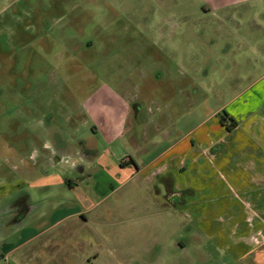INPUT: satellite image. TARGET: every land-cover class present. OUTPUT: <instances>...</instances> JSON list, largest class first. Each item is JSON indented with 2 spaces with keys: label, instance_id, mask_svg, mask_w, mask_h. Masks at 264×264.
Returning a JSON list of instances; mask_svg holds the SVG:
<instances>
[{
  "label": "crops",
  "instance_id": "obj_1",
  "mask_svg": "<svg viewBox=\"0 0 264 264\" xmlns=\"http://www.w3.org/2000/svg\"><path fill=\"white\" fill-rule=\"evenodd\" d=\"M2 1L0 10L8 2ZM233 2L236 33L223 44L234 53L229 70L236 71L235 82L214 108L202 112L200 80H185L175 96L170 88L136 87L130 93L104 85L84 97L82 113L72 110L67 135L43 127L30 136L41 140L40 146L27 153L25 135L20 137L13 174L0 168V261L90 262L99 239L104 245L113 240L121 223L128 228L122 229L127 239L132 227L141 229L140 245L128 249L147 251L169 227L170 250L214 245L235 260L253 251L259 263L264 252V0ZM243 20H250L252 31H244L249 28L242 27ZM248 56L252 63L244 65ZM223 113L226 123L232 118L235 125L221 124Z\"/></svg>",
  "mask_w": 264,
  "mask_h": 264
},
{
  "label": "rangeland",
  "instance_id": "obj_2",
  "mask_svg": "<svg viewBox=\"0 0 264 264\" xmlns=\"http://www.w3.org/2000/svg\"><path fill=\"white\" fill-rule=\"evenodd\" d=\"M234 4L233 0L226 5L223 0H8L0 10V168L13 174L10 166L19 162L15 148L23 135L26 153L40 146L41 140L30 136L43 127L67 135L72 110L82 113L84 97L104 85L130 93L136 87L170 88L175 96L185 80H200L202 112L214 108L235 82L236 71L229 70L234 53L226 52L223 44L236 33ZM249 21H242V27L249 28L246 32L252 31ZM249 59L244 65L247 60L252 63ZM124 228L128 229L116 224L115 236L109 232L114 239L106 245L99 239L90 262L81 264H255L253 251L235 260L214 245L170 250L165 240L173 230L169 227L164 228L162 242L152 243L147 251L128 249L126 245H140L136 237L141 229L132 227L127 239ZM257 259V264H264V252Z\"/></svg>",
  "mask_w": 264,
  "mask_h": 264
},
{
  "label": "trees",
  "instance_id": "obj_3",
  "mask_svg": "<svg viewBox=\"0 0 264 264\" xmlns=\"http://www.w3.org/2000/svg\"><path fill=\"white\" fill-rule=\"evenodd\" d=\"M226 120H227L226 113H223L222 115H220L219 121L221 122V124H225ZM233 125H235V121H234V119L230 118L229 123L228 124L226 123V127L230 128Z\"/></svg>",
  "mask_w": 264,
  "mask_h": 264
}]
</instances>
